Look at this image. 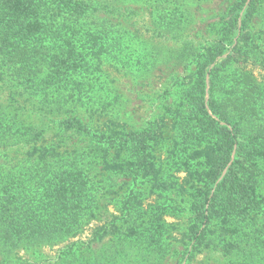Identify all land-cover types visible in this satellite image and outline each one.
Wrapping results in <instances>:
<instances>
[{
    "label": "trees",
    "instance_id": "1",
    "mask_svg": "<svg viewBox=\"0 0 264 264\" xmlns=\"http://www.w3.org/2000/svg\"><path fill=\"white\" fill-rule=\"evenodd\" d=\"M181 1L156 0L158 8H169L158 13V34L182 23L184 17L176 9ZM116 2L0 0V89L9 91L0 97V264H38L20 252L60 245L98 222L102 190L107 186L113 191L117 177L125 187L120 216L112 215L107 227L93 230L91 243L109 236L111 245L90 264L135 258L146 250L138 245L140 239L150 243L152 233L158 232L149 219L156 215L143 214L140 197L144 180L153 188L169 189L160 182L162 172L153 157L159 128L152 124L138 132L121 128L108 134L105 126L86 120L93 101L84 96L86 83L78 82L85 80L89 66L118 46L111 36L116 32L113 24L108 25L104 15L119 10L128 15L125 22L136 27L129 22L136 11L130 4L117 9ZM246 2L232 0L225 7L217 38L200 55L207 66L228 53L221 74L230 72L211 83L215 95L208 102L214 117L206 109L203 68L199 79L182 90L184 103L173 115L182 153L189 152L185 158L198 165L187 171L199 184L189 234L196 244L204 241L201 225L216 219L228 235L225 227L256 219L264 202L256 191L264 159V79L257 82L233 65L251 57L264 68V0ZM254 23L260 27L249 34ZM258 121L262 123L255 124ZM249 124L257 125L256 130ZM66 133L75 134L81 145H65ZM88 247L73 242L58 261L48 264H87Z\"/></svg>",
    "mask_w": 264,
    "mask_h": 264
},
{
    "label": "rangeland",
    "instance_id": "2",
    "mask_svg": "<svg viewBox=\"0 0 264 264\" xmlns=\"http://www.w3.org/2000/svg\"><path fill=\"white\" fill-rule=\"evenodd\" d=\"M231 1L182 0L183 5L176 8L178 14L184 17L182 23L177 29L169 33L164 31L159 33L160 35L157 29L161 23L158 13L168 6L165 4L164 8H158L156 0H117V9L130 4L136 11V21H129L136 24L134 29L125 22L127 13L117 10L116 13L103 16L108 25L113 24V31L116 32L111 36L117 38L118 46L110 56L98 64L89 66L85 80L78 81L86 83L84 96L93 101L86 112V120L105 126L108 134L122 131L121 128L127 132H138L152 124L153 128H159V134L152 143L153 157L156 167L159 166L162 172L160 182L169 187L164 191L162 188L151 187V183L146 180L142 182L140 208L145 216L156 215L149 218L153 220L149 223L158 232H151L154 238L149 239L150 243L145 238L140 239L142 243L138 245L145 246L146 250L119 264H264V202L256 219L246 218L238 226L225 227L226 233L230 234H224L220 222L213 219L200 226V229L205 228L204 241L200 244L192 241L189 234L191 226L195 223L193 204L197 201L195 187L199 184L189 177L187 171L194 170L198 165L185 158L189 152L182 153L185 150L178 143V123L173 118L181 108V103H184L182 90L190 87L196 78L199 79L201 68L205 72L203 77L206 109L208 114L214 117L208 102L211 96L215 95V91L211 94V83L223 79L230 72L228 70L221 74L228 53L223 52L207 66L205 61H201L200 55L208 51L217 38L223 12ZM244 9L245 7L240 12L241 15ZM259 27L258 23L251 24L249 34L257 32ZM233 65L243 67L257 82L264 79V68L257 64L254 58L237 60ZM215 67L216 70H213ZM8 92L6 89H0V97H4ZM79 111L83 112L84 109H79L78 113ZM260 123L262 121L255 124ZM246 126L249 129L257 128V125ZM65 135V145H81L75 134ZM152 136L154 137V134ZM96 153L100 156L103 154L99 151ZM233 156L234 151L229 164ZM184 161L189 164V168L183 164ZM260 166L263 171L258 177L256 191L259 197L264 199V159ZM224 173L225 170L219 180ZM117 179V187L114 186L113 191L106 189L107 186L102 190L103 214L98 222H91L79 235L60 245L42 246L35 252L23 251L20 255L26 260H36L38 264H48L58 261L66 247L69 248L73 242H78V246L88 247L89 244L84 256L86 263L97 262L111 245L110 237L105 236L92 243L90 240L95 227H107L112 222V215L120 216L125 187L122 178ZM157 208L162 210L157 211ZM121 224L117 220V228H120ZM137 231L141 232V228ZM226 243L233 247H225Z\"/></svg>",
    "mask_w": 264,
    "mask_h": 264
}]
</instances>
